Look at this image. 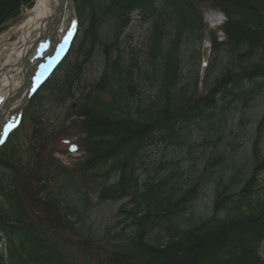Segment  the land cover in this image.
I'll list each match as a JSON object with an SVG mask.
<instances>
[{
  "label": "trees",
  "instance_id": "1",
  "mask_svg": "<svg viewBox=\"0 0 264 264\" xmlns=\"http://www.w3.org/2000/svg\"><path fill=\"white\" fill-rule=\"evenodd\" d=\"M32 1L0 0V20L15 18ZM141 3L152 19L145 73L134 75L133 52L129 67L122 66L118 41H112L105 47L106 71L78 109L87 154L75 170L83 179L78 184L95 172L89 180L104 181L99 203L128 200L119 216L130 235L119 246L106 242L107 264H264L257 253L264 235V114L249 132L252 145L242 152L240 144L248 135L246 109L264 88V0H214L228 20L224 41L211 38L200 95L196 69H188L201 59L197 47L206 36L194 1L103 0L101 15L115 22L116 38L127 12ZM198 122L209 124L204 164L190 141ZM153 143L164 149L154 160ZM244 164L250 165L246 174ZM7 170L14 179L0 188V264H72L60 246L59 233L66 227L73 233L77 216L63 198L64 185L51 193L54 204H46L35 167L23 168L25 177ZM201 194L211 198L208 217L199 211ZM37 205L44 217L35 215Z\"/></svg>",
  "mask_w": 264,
  "mask_h": 264
},
{
  "label": "rangeland",
  "instance_id": "2",
  "mask_svg": "<svg viewBox=\"0 0 264 264\" xmlns=\"http://www.w3.org/2000/svg\"><path fill=\"white\" fill-rule=\"evenodd\" d=\"M102 1L73 0L74 31L78 30L73 47L49 81L24 105L20 128L13 132L6 145L0 148V188H7L9 181L14 179L13 172L7 170L8 167L14 165H19L26 171L35 167L34 174L42 179L39 187H42V192L45 191L40 196L45 200L50 197L53 198L51 193L58 184L64 185L63 198H66L68 206L72 210L75 209L77 216L74 215L75 217L72 219L75 232L73 235L63 233L60 246L65 248V253L72 264H107V252L103 248V243H110L113 240L119 246L121 241L130 235L129 231L126 230L127 223L122 222L124 217L119 216L123 212L122 210H125L128 200L99 203V191L104 182L103 179L96 178L97 180L90 181L89 179L93 180L90 177H95V172H93L88 180L84 181V184H78L77 180L83 181V179L82 176L74 172L76 165L85 158V153L78 139L82 136L77 127L80 122L78 109L87 95L93 91L94 84L99 82L103 72L106 71L105 47L112 41L115 43L118 41L119 46L117 48L120 47L124 60L121 65L130 63V54L133 52L131 60L134 66H137L134 72L136 78L142 76L146 71L145 50L152 24V19H146V6L141 3L136 6L138 10L134 6L130 9L132 11L129 14L127 12V22L125 24L124 20L120 25L121 34L116 38L114 34L115 22L110 17L101 15ZM193 1L202 16L206 38L202 46L197 47L201 51V59L195 65L189 66L188 69L191 70L192 67H195L194 73L197 74L195 78L201 82L204 76L203 63H208L211 60L210 40L213 35L218 37V34L219 38L223 39L224 35H221L220 29L227 19L216 7L214 0ZM32 5L30 3L24 4L15 18L4 22L0 20V45L5 41L10 44L16 40L17 35L10 36L9 33L27 15ZM210 13L222 15L223 24L220 27L216 28L207 22L206 16ZM5 55L4 50L0 48V63ZM117 55L118 53H114L115 58ZM134 55H136L135 58H133ZM128 67L129 64L126 68ZM202 93L203 90L200 85L198 95ZM260 94L249 103L246 109V112H250L253 123L264 112V89ZM222 96L223 93H220L217 101ZM242 110L243 107H239L238 110L234 109V119L240 117ZM198 124L199 122L196 124V131L191 136L190 141L196 147L198 156L204 164V154L206 153L204 140L207 137L206 130L208 131L209 124L207 122ZM247 130L248 135H245L240 142L242 152L250 147L252 141L251 134H249L252 132V128L248 127ZM104 147L106 146L104 145ZM149 149L153 160L155 154L164 150L163 147L157 146L155 143ZM174 150V145H171L165 151L169 154ZM261 151L264 152V142L261 145ZM150 161V156H147L146 166ZM249 166L244 164L242 167L243 174L248 172ZM20 173L24 176L23 171ZM49 177L52 179L48 184L46 179ZM72 179L78 187L74 185ZM111 182L107 181V183ZM205 188H203L202 193ZM48 192L50 195L47 194ZM261 194L263 196V191ZM201 198H203L202 194ZM49 202L52 204L53 200L50 199ZM88 205L90 207L87 209L86 206ZM210 207L211 198H203L199 209L202 216H209ZM32 209L38 217L45 216L43 207L34 208L32 206ZM50 231L52 233L51 229ZM262 238L258 252H256L264 260V235ZM80 241L86 245L89 244L88 248L84 250L79 243ZM0 251H3V247H0Z\"/></svg>",
  "mask_w": 264,
  "mask_h": 264
},
{
  "label": "bare ground",
  "instance_id": "3",
  "mask_svg": "<svg viewBox=\"0 0 264 264\" xmlns=\"http://www.w3.org/2000/svg\"><path fill=\"white\" fill-rule=\"evenodd\" d=\"M206 19L215 27L223 24L222 15L219 13H210ZM73 29L74 12L69 0H34L27 15L9 33L10 36L17 35L16 40L10 44L5 41L0 45L6 54L0 63V107L20 93L17 99H13L14 102L5 116L8 129L12 128L19 118L16 115L11 119L10 114L18 113L30 93L32 84L38 80L36 76L39 77L44 68L46 72L52 67L59 52L52 54L39 66V70L31 77L30 84L25 85L24 77L33 70L36 61L41 60L40 57H45L43 54L50 50L54 52L53 48L58 47L63 37L70 38ZM66 43L62 42L60 52Z\"/></svg>",
  "mask_w": 264,
  "mask_h": 264
},
{
  "label": "water",
  "instance_id": "4",
  "mask_svg": "<svg viewBox=\"0 0 264 264\" xmlns=\"http://www.w3.org/2000/svg\"><path fill=\"white\" fill-rule=\"evenodd\" d=\"M69 1H70V0H69ZM38 62H39V61H38ZM38 62H37V63H38ZM37 66H38V64L35 66V68H37ZM35 68H34V69H35ZM30 75H32V74H29V75L26 76V81H27V83L29 82ZM19 95H20V93H18L16 96H14L13 99L19 97ZM13 99L9 101V104L13 101ZM2 118H3V116H2Z\"/></svg>",
  "mask_w": 264,
  "mask_h": 264
}]
</instances>
